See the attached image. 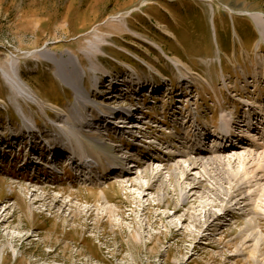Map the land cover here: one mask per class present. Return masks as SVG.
<instances>
[{
    "label": "rangeland",
    "instance_id": "obj_1",
    "mask_svg": "<svg viewBox=\"0 0 264 264\" xmlns=\"http://www.w3.org/2000/svg\"><path fill=\"white\" fill-rule=\"evenodd\" d=\"M256 16L264 24V0H0V264H264V150L255 151L253 167L233 165L231 171L251 179L239 189L214 171L202 173L204 185L181 180L175 164L188 157H174L170 148L182 152L174 130L191 114L208 125L237 107L236 117L246 122L241 102L264 105V26ZM43 53L71 57L90 104L76 101ZM108 74L117 84L112 93ZM140 83H156L159 100L130 105ZM98 106L122 109L121 120L137 109L135 123L142 124L134 126L144 129L142 137L136 129L130 137L127 129L86 130ZM68 121L85 133L60 137ZM33 124L40 134L30 139ZM246 130L239 133L247 136ZM253 131L250 141L241 139L246 147L257 142ZM180 132L191 140L188 128ZM135 136L140 141L132 144ZM79 137L84 143L75 146L76 156H95L101 168L120 158L124 165L146 164L132 169L143 190L124 182L135 177L131 170L92 181L77 180L66 161L55 170L49 146L56 151ZM159 143L168 149L157 151ZM239 150L233 153H247ZM62 168L67 180L56 174ZM191 187L197 194L181 207ZM207 212L222 217L212 221Z\"/></svg>",
    "mask_w": 264,
    "mask_h": 264
},
{
    "label": "bare ground",
    "instance_id": "obj_2",
    "mask_svg": "<svg viewBox=\"0 0 264 264\" xmlns=\"http://www.w3.org/2000/svg\"><path fill=\"white\" fill-rule=\"evenodd\" d=\"M255 17V16H254ZM256 19H257V21L260 23V24H262L263 26H264V24L262 23V21L260 20V18L258 17V16H256ZM264 31V30H263ZM42 55H44V57H47V59L50 61V62H52V63H54V65L57 67V75H59L60 77H61V80H63L64 82H66L65 84H67V86L68 87H70V88H72L73 89V91H74V93H75V97H76V101L77 102H83V103H87V104H90L91 102H87L86 101V94L85 93H83L80 89H79V86H78V81H77V79H78V74H79V71H78V69H77V67L75 66V64L73 63V61H72V59H71V57L70 56H67V57H64L63 55H61L59 58H56V57H54V56H51V55H48V54H42ZM68 66H70V67H68ZM14 80V79H13ZM14 82H15V80H14ZM17 82V81H16ZM13 83V85L14 86H20L19 85V83ZM172 82V81H171ZM11 83V82H10ZM182 83H184V81H182ZM12 84V83H11ZM26 87V86H25ZM134 87H135V84H133V86L132 87H130V90H134ZM19 88V87H18ZM189 89H190V87H189ZM23 90V89H22ZM256 90L258 91H260V89L257 87L256 88ZM190 91V90H189ZM25 93H26V95L27 96H30L31 95V92L30 91H24ZM188 92V91H187ZM187 92H185V95H186V93ZM235 92L233 91V93L232 94H234ZM189 94H191V91H190V93ZM246 95L248 94L249 95V92H247L246 91V93H245ZM169 96H170V94H169ZM237 96V95H236ZM186 97V96H185ZM246 98H248V97H246L245 96V99ZM182 101V100H181ZM245 102H248V103H246L247 105H245L246 107H249L248 108V110L247 109H245V113H247L246 115H247V117H245L246 119L248 118V119H252V122H245V120L242 118V116H237L236 117V115H237V107H234L235 108V110H234V112H229V117L227 116V119H228V124H229V126H230V129H232L233 131H235V133H237V132H242V130L244 129V128H246L247 130V137H244V135L242 134V133H237V135H238V137H239V139H249V136H250V133H249V129H252V128H254V126H255V133H254V131H253V134H254V136H256L257 137V142H261V143H257V142H253V141H251L252 143H250V145L249 146H247L246 147V145L244 146V144H238L237 146L235 145L234 146V144L233 143H231V146L230 147H226V148H223V146H221V145H218V144H215V142L213 143L214 145L212 146H210V143H208V145H205L202 149H200V150H198V151H194V150H189L188 149V147L187 146H185L184 145V143H186L189 139H190V137H189V135H185V134H183V133H181L180 132V129H183V131H185L187 128L190 130V132H192V133H194L195 135H194V137H193V140H197V134L199 135V134H201L202 132H199V128L197 127V125H198V120L196 119L195 121H194V119L191 117L189 120H188V122L186 123V124H182L181 126H179L177 129H175L174 130V133H175V135L176 136H179L180 137V139H181V142H182V145H181V148H182V152H181V150L180 149H175L174 147H170L171 148V151H174V157H182V158H187L188 157V159H186L185 160V163H184V165H178L177 163L175 164V168H176V170L175 171H180L181 172V174L183 175V177H182V179L181 180H183V181H186V182H189V181H191V182H193L195 185H197V184H201V185H204V183H205V178H204V174H202L203 172H207V173H209L210 171H214L213 173L214 174H217V175H219L220 176V178L222 179V180H227L228 182H230V183H235L234 181H237V183H235V186L236 187H238L239 189H245L246 187L248 188V185H249V182H250V178H246V177H243V178H241V171H231V169L233 168V165L234 164H245V166H246V164H249L250 162H252V167H253V161H255V159L253 158L255 155H254V153H255V151H257V150H259L260 148H262V150H264V141H262V138L260 139V136L262 137L263 135L262 134H264V105H262V104H252V103H250L249 102V100H247V101H245ZM177 104L176 105H178V103L179 102H176ZM255 103H257V102H255ZM240 104V103H239ZM250 105H251V107H250ZM179 106V105H178ZM243 106V105H242ZM189 108H190V106H188ZM244 107V106H243ZM258 107H261V109H259V111L260 112H257L256 111V109L258 108ZM97 108H99V109H103V107L102 106H98ZM245 108V107H244ZM104 110V109H103ZM112 110H114V108L112 109ZM174 110H176L175 108H174ZM195 110H197V109H195ZM117 114H118V116H117V118H116V121H117V119H118V121H120L119 122V124L116 126V127H120V129L119 130H122V129H127L128 130V132H124L123 131V133H128L129 135H131L132 136V133H133V131L136 129V125L134 126V124H142V122H139V123H135V121H136V118H137V116L138 115H136V116H134L133 114H132V116H134L135 117V121H132V120H130L129 122H127V120L125 119V120H121L120 119V115L122 114V109L120 110V109H118V110H114ZM132 112H134V109L131 111V112H129L130 114L132 113ZM179 112V111H178ZM104 113H107L106 111L104 112ZM142 113V112H141ZM75 113H73V115H74ZM110 115L108 116L109 118H107L108 120H110L111 122H109V123H112L113 124V122H112V117L114 116V112L113 113H109ZM75 117L77 118V115L75 114ZM134 117H133V119H134ZM84 119H85V117H83ZM243 119V120H242ZM256 119H258V120H260L261 121V123L259 124V125H257L256 126V122H255V120ZM86 120V119H85ZM214 121H215V118L213 119ZM76 121V120H75ZM87 121V120H86ZM68 123H69V125H70V127H72V128H66L65 126H63V128L64 129H61L60 130V132H59V135H61L60 137H64V136H74V135H78L80 132H78V131H75V130H73V127H74V122H69L68 121ZM103 126V125H102ZM137 127H139V126H137ZM235 127V128H234ZM259 127H262L263 129V131H262V134L260 135L259 133H257L256 131H258V129H259ZM146 128H148V127H146ZM69 129H71V130H73L74 132H72L71 134H68L69 132H68V130ZM112 129V128H111ZM257 129V130H256ZM109 130H110V128H109ZM118 130V129H117ZM136 131H137V129H136ZM122 131H119L118 132V135L121 133ZM143 132H144V129H143V131H141L139 134H140V136L142 137V135H143ZM205 133H209V131L208 130H205ZM80 134H82V133H80ZM187 136L189 137V139L187 140ZM254 136H252L251 135V137H254ZM136 137V136H135ZM131 138H133V137H131ZM146 138H149V137H146ZM139 140L137 137L136 138H134L133 139V143L136 141V140ZM143 139V138H142ZM70 140V144H71V147H75V146H77V145H79V144H83L84 142V140H83V138L82 137H79L78 139H77V141H75L76 139H72V138H70V139H68V141ZM130 140V139H129ZM55 142H57V138L54 140ZM140 141V140H139ZM144 141V140H143ZM212 141V140H211ZM227 141H229V140H227ZM226 141V142H227ZM129 142H131V141H129ZM145 143V142H144ZM94 144V143H93ZM199 146H200V143L197 145V147L199 148ZM225 146H227V145H225ZM159 150H157V151H163L162 149H164V150H167L168 149V147L164 144V143H159ZM241 148V150L242 151H246L247 153H245V155L244 154H234L233 152H235V151H240L239 149ZM55 149V148H54ZM56 151H53V149H52V151H53V154L55 155V156H57V158L58 157H61L62 156V154L63 153H65L64 152V150L62 149H55ZM66 150H70L69 148H66ZM93 150L95 151L96 150V148H93ZM127 152V151H126ZM249 152H251V153H249ZM253 152V153H252ZM129 153V152H128ZM127 153V154H128ZM225 154V156H221V155H224ZM203 155H208V156H210L209 158H208V156L207 157H205L203 160H206V161H202V160H200L199 158H198V156H203ZM220 155V156H219ZM226 155H228V156H226ZM230 155V156H229ZM64 156H68V157H71V155L70 154H68V153H66ZM132 156V155H131ZM131 156H127V157H131ZM170 157V155H165V160L167 159V158H169ZM85 159H88V158H85ZM150 159V158H149ZM189 159H194V160H189ZM202 159V158H201ZM257 159V158H256ZM163 160H164V158H163ZM189 160V163H186V161H188ZM74 161H75V159H74ZM127 160H125V158H120L119 160H114V161H112V164H117L118 166L117 167H120V170H123V169H125V170H131L130 172L128 171V173H130L131 175L133 174L135 177H131V176H128L127 177V180L126 181H124V182H126V183H131V186H133V187H135L136 189H140V190H143V187H142V185L140 184V183H137L136 182V179L138 178L139 179V177H138V175H137V171H135V172H133L132 171V169L133 168H139V166L141 165V166H144V167H146V164H139L138 162H135V165H124V163L126 162ZM114 162V163H113ZM74 164V163H73ZM126 164V163H125ZM251 164V163H250ZM223 165V167H225L224 169L223 168H221L220 166H222ZM256 165V164H255ZM114 166V165H113ZM113 166H110L111 167V169H112V167ZM116 166V165H115ZM251 166V165H250ZM249 166V167H250ZM109 167V168H110ZM247 167V166H246ZM252 167H250V168H252ZM111 169H109V170H107L105 167H102V172H104V175L106 174L105 172H107V171H110ZM147 168H145L143 171H140L141 172V177H145L146 176V172H147V170H146ZM167 169V168H166ZM199 169H201L199 172H197L196 173V175H192V172L193 171H196V170H199ZM120 170H118V171H115V174L116 173H119V171ZM164 170H165V168H164ZM167 170H169V169H167ZM257 171V170H256ZM158 173H156V174H159V173H161V171H157ZM247 172V170L246 171H244L243 170V172H242V174L244 175L245 173ZM81 172H76L75 174L77 175V174H80ZM175 173V172H174ZM76 175H73V176H76ZM99 176L100 175H102V174H98ZM175 175H177L176 173H175ZM174 175V176H175ZM197 175H199L198 177H196ZM242 175V176H243ZM72 176V177H73ZM207 176V175H206ZM215 176V175H214ZM244 176H246V174L244 175ZM169 177H170V179H169V181L171 180V178L173 177V173L172 172H169ZM176 177V176H175ZM209 177V176H208ZM210 178V177H209ZM219 178V179H220ZM207 179V178H206ZM215 179V178H214ZM209 180V179H208ZM212 181H213V179H212ZM211 181V182H212ZM219 181V180H218ZM208 182V181H207ZM220 182V181H219ZM179 183H181L180 181L178 182V184ZM214 183H216L215 181H214ZM221 183H222V181H221ZM150 185V184H149ZM234 185V184H233ZM144 186V185H143ZM214 187V186H213ZM218 187H219V185H218ZM231 187V186H230ZM196 188V187H195ZM215 188V187H214ZM221 188V187H220ZM219 188V189H220ZM218 189V190H219ZM237 190V189H236ZM145 191H149V186H147L146 188H145ZM201 191V190H200ZM216 191H217V189H216ZM143 192V191H142ZM215 192V191H214ZM203 193V192H202ZM217 193V192H216ZM221 193V192H220ZM196 194H197V191L194 189V188H189L188 190H187V192L185 193V194H183L182 196H181V207L182 206H185L187 203H188V201H189V199H191V198H193V197H195L196 196ZM202 196V195H201ZM216 197V196H215ZM242 197V196H241ZM231 198V197H230ZM217 199V198H216ZM244 199V198H243ZM214 201V200H213ZM250 202V201H249ZM213 203V202H212ZM215 204H217V203H215ZM235 204H237V203H235ZM213 205V204H212ZM247 205V204H246ZM260 205V204H259ZM199 206H201V205H199ZM249 206H250V204H249ZM202 207V206H201ZM198 208V207H197ZM211 208V207H210ZM200 209V208H199ZM235 209V208H234ZM179 209H177V211H178ZM222 210V209H221ZM199 211V210H198ZM246 211V210H245ZM198 213H200V212H198ZM209 214V212H207V213H205V216H207ZM198 215V214H197ZM183 216H186V215H183ZM207 217H210L211 219H212V221H217V220H219L221 217H222V215L221 214H216V215H212L211 213L207 216ZM196 218V217H195ZM195 220V219H194ZM198 222V221H197ZM192 223V222H191ZM197 227V226H196ZM253 234V233H252ZM248 237V236H247ZM250 237V236H249ZM252 237V236H251ZM258 238V237H257ZM247 239V238H246ZM250 239V238H249ZM251 240V239H250ZM249 240V241H250Z\"/></svg>",
    "mask_w": 264,
    "mask_h": 264
}]
</instances>
